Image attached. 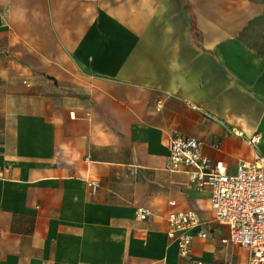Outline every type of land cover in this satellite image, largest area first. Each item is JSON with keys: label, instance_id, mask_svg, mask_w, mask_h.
Masks as SVG:
<instances>
[{"label": "crops", "instance_id": "0c3cea01", "mask_svg": "<svg viewBox=\"0 0 264 264\" xmlns=\"http://www.w3.org/2000/svg\"><path fill=\"white\" fill-rule=\"evenodd\" d=\"M175 131L229 173L253 160L264 0H0V264H188L170 211L205 222L194 258L246 264L165 169Z\"/></svg>", "mask_w": 264, "mask_h": 264}, {"label": "built area", "instance_id": "2783aa9c", "mask_svg": "<svg viewBox=\"0 0 264 264\" xmlns=\"http://www.w3.org/2000/svg\"><path fill=\"white\" fill-rule=\"evenodd\" d=\"M161 105L162 101L157 100ZM239 137L252 149L253 160L240 162L234 173H229L222 160H211L203 154L200 142L173 132L168 143L165 169L188 174L194 188L207 193L214 219L229 228V242L247 251L246 264H264V156L259 148L264 145V134ZM217 147V144L214 145ZM92 190L96 182L89 183ZM175 205L174 201L170 202ZM150 215L149 210H137L139 220ZM168 237L176 246L177 254L187 258L188 264H203L192 256L195 238H207L205 222L194 211H170L167 215ZM226 264H232L227 262Z\"/></svg>", "mask_w": 264, "mask_h": 264}]
</instances>
